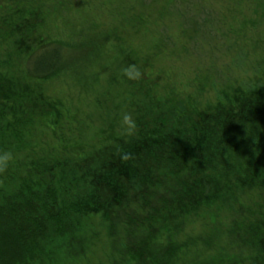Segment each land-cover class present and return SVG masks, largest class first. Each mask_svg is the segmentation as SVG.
Instances as JSON below:
<instances>
[{"label":"trees","instance_id":"trees-1","mask_svg":"<svg viewBox=\"0 0 264 264\" xmlns=\"http://www.w3.org/2000/svg\"><path fill=\"white\" fill-rule=\"evenodd\" d=\"M93 1L0 0V264H264V39L245 0L225 1L252 73L220 84L173 64L210 0Z\"/></svg>","mask_w":264,"mask_h":264},{"label":"rangeland","instance_id":"rangeland-1","mask_svg":"<svg viewBox=\"0 0 264 264\" xmlns=\"http://www.w3.org/2000/svg\"><path fill=\"white\" fill-rule=\"evenodd\" d=\"M98 1L94 0L93 3L96 4ZM210 1L205 2V5L196 12L197 15L195 17L191 15L190 18H192L193 22L184 25L189 26L188 32H192L195 29H202V31H200L199 35H195L194 44H188L190 49L193 50L192 52L190 51V55H182L181 62L177 61L176 64L173 63L177 74L181 73V68L186 73H189V75L183 77L181 83H187L190 78L193 80L204 72H208L218 84L226 81L228 78L235 79L236 77H240L239 79L246 80L245 78L252 73L251 69L254 63L251 55L252 52L249 55V50L253 49L252 42L247 45L236 43L240 37L239 32L235 31L238 24L236 21L232 23V20L229 18L230 11L226 9L228 8V4L225 0ZM245 2L238 4V7L245 5L244 13L239 14L240 18L243 19L246 16L249 19L248 28L255 31V37L257 35L260 36V39H264V17L262 16L263 11L256 3L258 1L245 0ZM193 5L194 0L186 2L184 6L187 7L185 16L190 14V9ZM258 19H261L260 23L253 24ZM179 20L181 19L177 21ZM229 24H234L232 29H230ZM169 26L163 27L162 30L170 29ZM185 28H182L180 32H184ZM248 28L243 29L241 33L243 35L248 34ZM168 32L165 37H171L170 39H173L177 33L179 35L175 24L172 25ZM249 35H252V33L249 32ZM180 36H183L182 33H180ZM182 64L183 67H180ZM48 92L51 94H61V97L63 96V98L68 99L77 97V93L73 89H70L67 84L60 82L48 84Z\"/></svg>","mask_w":264,"mask_h":264},{"label":"clouds","instance_id":"clouds-1","mask_svg":"<svg viewBox=\"0 0 264 264\" xmlns=\"http://www.w3.org/2000/svg\"><path fill=\"white\" fill-rule=\"evenodd\" d=\"M122 123L126 126L127 130L131 131L135 128V121L131 114L125 113L122 117ZM13 160V155L9 151L0 153V170L5 169Z\"/></svg>","mask_w":264,"mask_h":264}]
</instances>
